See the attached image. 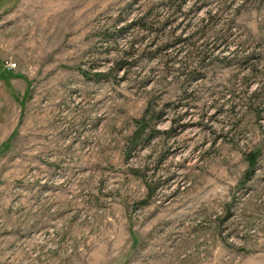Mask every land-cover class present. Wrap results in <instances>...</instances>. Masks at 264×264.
<instances>
[{
  "label": "rangeland",
  "instance_id": "obj_1",
  "mask_svg": "<svg viewBox=\"0 0 264 264\" xmlns=\"http://www.w3.org/2000/svg\"><path fill=\"white\" fill-rule=\"evenodd\" d=\"M0 264H264V0H0Z\"/></svg>",
  "mask_w": 264,
  "mask_h": 264
},
{
  "label": "trees",
  "instance_id": "obj_2",
  "mask_svg": "<svg viewBox=\"0 0 264 264\" xmlns=\"http://www.w3.org/2000/svg\"><path fill=\"white\" fill-rule=\"evenodd\" d=\"M257 156H258V154H252V156H251V158H250V163L253 165V164H255V161H256V159H257Z\"/></svg>",
  "mask_w": 264,
  "mask_h": 264
},
{
  "label": "built area",
  "instance_id": "obj_3",
  "mask_svg": "<svg viewBox=\"0 0 264 264\" xmlns=\"http://www.w3.org/2000/svg\"><path fill=\"white\" fill-rule=\"evenodd\" d=\"M11 67V66H10ZM15 67V66H14Z\"/></svg>",
  "mask_w": 264,
  "mask_h": 264
}]
</instances>
